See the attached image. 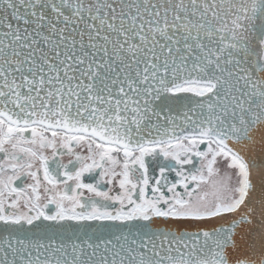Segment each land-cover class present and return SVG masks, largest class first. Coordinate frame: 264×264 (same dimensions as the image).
I'll use <instances>...</instances> for the list:
<instances>
[{
  "label": "snow or ice",
  "instance_id": "snow-or-ice-1",
  "mask_svg": "<svg viewBox=\"0 0 264 264\" xmlns=\"http://www.w3.org/2000/svg\"><path fill=\"white\" fill-rule=\"evenodd\" d=\"M0 264H264V0H0Z\"/></svg>",
  "mask_w": 264,
  "mask_h": 264
},
{
  "label": "flooded vegetation",
  "instance_id": "flooded-vegetation-1",
  "mask_svg": "<svg viewBox=\"0 0 264 264\" xmlns=\"http://www.w3.org/2000/svg\"><path fill=\"white\" fill-rule=\"evenodd\" d=\"M67 159H68V158H67V157H65V162L67 161Z\"/></svg>",
  "mask_w": 264,
  "mask_h": 264
}]
</instances>
